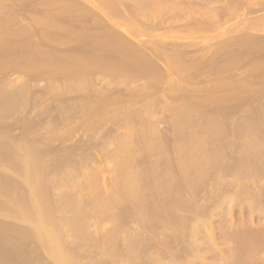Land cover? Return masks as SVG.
I'll use <instances>...</instances> for the list:
<instances>
[{
	"label": "rangeland",
	"instance_id": "1",
	"mask_svg": "<svg viewBox=\"0 0 264 264\" xmlns=\"http://www.w3.org/2000/svg\"><path fill=\"white\" fill-rule=\"evenodd\" d=\"M0 25V264H264V0H0Z\"/></svg>",
	"mask_w": 264,
	"mask_h": 264
},
{
	"label": "bare ground",
	"instance_id": "2",
	"mask_svg": "<svg viewBox=\"0 0 264 264\" xmlns=\"http://www.w3.org/2000/svg\"><path fill=\"white\" fill-rule=\"evenodd\" d=\"M248 1H249V0H248ZM103 4H104V3H103ZM120 12H121V11H120ZM96 15H97V14H96ZM118 19H119V17H118ZM128 19H129V18H128ZM56 21H57V20H56ZM56 21L54 22L55 25H56ZM58 21H59V20H58ZM94 21H95V20H94ZM118 21H119V20H118ZM121 21H122V20H121ZM131 21H132V20H131ZM129 22H130V21H129ZM52 23H53V22H52ZM95 23H96V21H95ZM130 23H131V22H130ZM132 23H133V22H132ZM46 24L50 26L51 23L48 24V22H47V23L44 24V25L46 26V30H47V28L49 29V26H47ZM53 25H54V24H53ZM93 25H94V24H93ZM131 25H132V24H131ZM135 25H136V24H135ZM0 26H1L0 29L3 30V32L0 33V34H1V37H0L1 40H3L5 37L10 38V36L8 37V34H9V33L11 34V32H12V31H11L12 28L10 27L11 29H7L8 31H7V30H6V31H7V32L10 31V32H9V33H5V35L2 36L3 33L5 32V28H8L9 25H6V26L0 25ZM2 26L5 27V28H2ZM7 26H8V27H7ZM97 26H98V25H97ZM51 27L53 28L52 25H51ZM54 27L57 28V26H54ZM58 27H59V26H58ZM92 27H93V26H92ZM22 28H23V27H22ZM27 28H28V27H27ZM52 28H51V29H52ZM68 28H69V27H68ZM82 28H83V27H82ZM79 29H81V28H79ZM133 29H134V28H133ZM135 29H136V28H135ZM16 30L18 31V30H20V28H19V29H15L14 32H17ZM24 30L26 31V27H24ZM28 30H29V29H28ZM49 30H50V29H49ZM49 30H47V31H49ZM52 30H53V29H52ZM52 30H51V31H52ZM54 30H55V28H54ZM57 30H58V29H57ZM60 30H61V28H60ZM71 30H74V29H71ZM77 30H78V29H77ZM81 30H82V29H81ZM81 30H80V31H81ZM97 30H98V29H97ZM99 30H100V29H99ZM101 30H102V29H101ZM58 31H59V30H58ZM63 31L65 32V30H63ZM69 31H70V30H69ZM75 31H76V29H75ZM135 31H136V30H135ZM137 31H138V30H137ZM23 32H24V31H23ZM52 32H53L52 34H54V35L57 34V33H55L54 31H52ZM70 32H71V31H70ZM84 32H85V31H84ZM84 32L81 31L80 34H81V33L83 34ZM25 33H26V32H25ZM25 33H23V37H22V39L24 38ZM77 33H78V32H77ZM77 33L74 32V34H76V35H77ZM87 33H88V32H87ZM99 33H101V32H99ZM6 34H7V35H6ZM10 34H9V35H10ZM16 34H17L18 37H17V36L15 37V34L13 33L12 35H14V38H12V39H16V41H17L18 44H19V43H21V42H20V39H19V38H20V37H19V34H20V33L17 32ZM52 34H51V35H52ZM60 34H61V33H60ZM62 34H63V32H62ZM70 34H71V33H70ZM72 34H73V33H72ZM74 34H73V36H75ZM82 34H81V35H82ZM89 34H91V33H89ZM94 34H95V33H94ZM12 35H11V36H12ZM26 35H27V34H26ZM54 35L52 36V38L55 37ZM57 35H59V34H57ZM57 35H56V36H57ZM66 35H67V33H66ZM84 35H87V34H84ZM92 35H93V34H92ZM96 35H97V34H96ZM98 35H99V34H98ZM101 35H102V34H100L98 37H99V38H102L103 35H102V36H101ZM71 36H72V35H71ZM77 36H78V35H77ZM77 36H76V37H77ZM88 36H89V35H88ZM88 36H86V38L83 39V41H84L85 43H86V41H88V40H86ZM3 37H4V38H3ZM12 37H13V36H12ZM58 37H59V36H58ZM67 37H68V35L66 36V38H62V39H65V40H66ZM95 37H96V36H95ZM7 38H5V39H7ZM17 38H18V40H17ZM25 38H26V37H25ZM29 38H30V37H29ZM48 38H50V37H48ZM70 38H71V37H70ZM77 38L79 39V38H81V37L79 36V37H77ZM77 38H76V39H77ZM88 38H89V37H88ZM119 38H120V37H119ZM128 38L131 39L130 37H128ZM5 39H4V40H5ZM27 39H28V38H27ZM78 39H77V43H78ZM94 39H95V38H94ZM94 39H93V40H94ZM102 39H103V38H102ZM102 39H101V40H102ZM4 40H3V42L0 41V45H1V42H2V44L4 43V44H7V45H5V46H4V44L2 45V46H4V47H6V48L4 49V48L2 47L3 49H0V50H1L0 53H5V51H4V52H2V51H3V50H6V51H7V48L9 47V46H8L9 44L7 43L8 41H5V42H4ZM8 40H9V39H8ZM29 40H30V39H29ZM49 40H50V39H48V41H49ZM55 40L58 41L57 38H56ZM74 40H75V39H74ZM74 40L72 39V41H74ZM85 40H86V41H85ZM89 40L91 41V38H90ZM127 40H128V39H127ZM10 41H13V43L11 42L12 45H14V44L16 45V41H15V40H10ZM10 41H9V42H10ZM14 41H15V42H14ZM25 41H26V39H25V40L23 39L22 43H24ZM30 41H31V40H30ZM62 41H63V40H62ZM81 41H82V40H81ZM81 41H80V39H79V42H81ZM83 41H82V42H83ZM123 41L125 42V40H123ZM123 41H122V42H123ZM129 41H130V40H129ZM26 42H27V41H26ZM51 42H52V41H51ZM63 42H64V41H63ZM63 42H62V44H63ZM70 42H71V40H70ZM70 42H69V44H70ZM82 42H81V43H82ZM88 42H89V41H88ZM30 43H34V42L31 41V42L28 43V45H27V44L25 45V43L22 44V45H23V46H29V45H31ZM47 43H48V42H47ZM64 43H65V42H64ZM72 43H73V42H72ZM81 43H79L80 46H81ZM92 43L94 44L95 42H92ZM92 43H89V44H88L89 47H91L90 44H92ZM101 43H103V42H101ZM111 43H112V42H111ZM120 43H121V42H120ZM34 44H36V43H34ZM34 44H33V46H34ZM65 44H66V43H65ZM74 44L76 45L75 42H74ZM79 44H77L76 46H78ZM93 44H92V45H93ZM122 44H123V43H122ZM126 44H127V43H126ZM36 45H37V44H36ZM48 45H49V44H48ZM66 45H68V44H66ZM82 45H84V44H82ZM86 45H87V44H86ZM88 45H87V47H88ZM111 45L113 46V44H111ZM111 45H110V46H111ZM129 45H130V44H129ZM20 46H21V44H20ZM69 46H71V45H69ZM80 46H79V47H80ZM96 46H97V43H96ZM99 46H100V45H99ZM17 47H18V46H17ZM67 47H68V46H67ZM71 47H72V46H71ZM79 47H78V49H81V48H82V47H81V48H79ZM84 47H85V46H83V48H84ZM87 47H86V49H87ZM89 47H88V49H89ZM94 47H95V45H94ZM97 47H98V46H97ZM118 47H121V46H118ZM118 47H117V48H118ZM126 47H127V46H126ZM126 47H125V49H126ZM10 48H12V50H13L14 48H16V46L13 47V46H11V44H10ZM68 48H69V47H68ZM75 48H76V47H75ZM75 48H73V49L75 50ZM83 48H82V49H83ZM98 48H99V47H98ZM128 48H129V47H127V49H128ZM70 49H71V48H70ZM73 49H72V50H73ZM84 49H85V48H84ZM94 49H95V48H94ZM101 49H104V48H101ZM109 49H112V48H111V47H108V50H109ZM132 49L134 50V48H132ZM140 49H141V48H140ZM12 50H11V51H12ZM92 50H93V49L91 48V51H92ZM96 50H97V49H96ZM99 50H100V48H99ZM120 50H122V49L120 48ZM93 51H94V50H93ZM100 51H101V50H100ZM110 51H111V50H110ZM127 51H129V50H127ZM127 51H126V52H127ZM131 51H132V50H131ZM131 51H130L129 54L132 53ZM8 52H10V51H9V48H8ZM8 52H7V53H8ZM16 52H17V51H16ZM97 52H98V51H97ZM101 52H102V51H101ZM119 52H120V51H119ZM122 52H125V51L123 50ZM122 52H121V53H122ZM136 52H137V51H136ZM152 52H153V51H152ZM154 52L156 53V51H154ZM7 53H6V54H7ZM22 53H24V52H21V53L19 52V54H22ZM103 53H104V52H103ZM107 53H108V52H107ZM121 53H120V54H121ZM140 53L142 54L143 52L141 51ZM155 53H154V54H155ZM19 54H17V55L19 56ZM38 54H39V52H38ZM118 54H119V53H118ZM118 54H117V55H118ZM127 54H128V53H127ZM127 54H126V55H127ZM23 55H24V54H23ZM117 55H114V56L116 57ZM15 56H16V55H15ZM123 56H124L123 54H121L120 56H118V60L120 59L119 57H121V59H123ZM129 56H130V55H129ZM131 56L133 57V56H135V55H131ZM40 57H41V56H40ZM124 57L126 58V56H124ZM99 58H100V57H99ZM127 58L129 59V57H127ZM134 58H135V57H133V59H134ZM97 59H98V58H97ZM105 59H106V58H105ZM107 59H108V58H107ZM116 59H117V58H116ZM121 59H120V60H121ZM133 59H131V57H130V60H133ZM135 59H136V58H135ZM41 60H42V59H41ZM48 60H49V59H46L47 62H48ZM87 60H88V59H87ZM89 60H92V59H89ZM108 60H109V59H108ZM114 60H115V58L112 59V61H114ZM123 60H126V59H123ZM130 60H129V61H130ZM138 60H139V59H138ZM97 61H99V60H97ZM103 61H104V60H103ZM116 61H117V60H116ZM116 61H114V62H116ZM121 61H122V60H121ZM129 61H128V63H129ZM133 61H135V62H134V66H135V67H136L137 65H138V66L141 65V63H140V65H139L138 63H136V60H133ZM133 61H132V63H133ZM49 62H50V61H49ZM89 62H90V61H89ZM91 62L94 63V61H91ZM110 62H111V61H110ZM45 63H46V62H45ZM95 63H97V62L95 61ZM95 63H94V65H96ZM111 63H112V62H111ZM116 63H117V62H116ZM116 63H115V64H116ZM119 63H120V62H119ZM122 63H123V62H122ZM122 63H121V64H122ZM125 63H126V62H125ZM132 63L130 64V66L132 65ZM88 64H89V63H88ZM97 64H99V62H98ZM104 64H105V63H104ZM123 64H124V63H123ZM123 64H122V66H123ZM44 65H45V64H44ZM46 65H47V63H46ZM48 65H49V64H48ZM112 65L114 66V63H112ZM119 65H120V64H119ZM119 65H118V66H119ZM126 65H127V63H126ZM105 66H107V64H106ZM124 66H125V65H124ZM128 66H129V64H128ZM109 67H110V64H109ZM116 67H117V65H116ZM126 67H127V66H126ZM142 67H144V66H142ZM111 68H112V66H111ZM119 68H120V67H119ZM123 68H125V67H123ZM132 68H133V67H132ZM139 68L141 69V67H139ZM144 68H145V67H144ZM121 69H122V68H121ZM121 69H120V70H121ZM128 69H129V67H128ZM128 69H127V72L129 71ZM133 69H134V68H133ZM133 69H131L132 72H133ZM137 69H138V67H137ZM137 69H136V70H137ZM145 69H146V68H145ZM122 70H123V69H122ZM122 70H121V71H122ZM125 70H126V69H125ZM125 70H124V71H125ZM138 70H139V69H138ZM138 70H137V71H138ZM141 71L143 72V70H141ZM142 72H141V73H142ZM134 73H135V72H134ZM141 73H140V74H141ZM131 74H133V73H131ZM135 74H136V73H135ZM137 75H138V74H137ZM137 75H136V77H139V76H137ZM134 77H135V76H134ZM134 77H133V78H134ZM1 94H2V93H1ZM1 96L3 97V95H1ZM1 96H0V97H1ZM2 97H1V98H2ZM4 97H6V95H5ZM91 112H92V111H91ZM89 113H90V111L88 110V111H87V114H89ZM88 116H89V115H88ZM90 117H91V116H90ZM88 118H89V117H88ZM0 151H1V150H0ZM127 151H129V154H127V152H126V154H127L128 156H126V154H125V157H126L127 159H128V158H132V157H130V154H131L132 150H127ZM130 151H131V152H130ZM123 152H124V150L122 151V153H123ZM0 153H2V152H0ZM122 153H121V150H120V155H121ZM8 156H9V155H8ZM123 156H124V155H123ZM131 156H133V154H132ZM123 158H124V157H123ZM126 158H124V159H126ZM120 159H122V156L120 157ZM127 159H126V160H127ZM10 160H12V159H11V156H10ZM122 161H123L124 164L127 162V161L121 160V162L119 163V165L122 163ZM128 162H130V159H128ZM128 162H127V163H128ZM124 164H123V165H124ZM123 165L121 164L120 167H122ZM126 165H127V166H130V168H132L131 166H132L133 164H132V165L125 164V165L123 166L124 168H128V169H130L129 167H125ZM123 167H122V168H123ZM122 168H121V169H122ZM128 169H127V170H128ZM123 170L126 171V169H123ZM128 171H129V170H128ZM121 172H122V171H121ZM129 172H130L131 174H134V173H135V172H131V171H129ZM130 173H129L128 175H131ZM122 174H124V173H121V176L123 177ZM125 174H126V172H125ZM125 174H124V175H125ZM128 175H127V176H128ZM137 175H138V173H137ZM137 175H136L135 177L138 179ZM138 176H139V175H138ZM128 177H129V176H128ZM131 177H133V175H132ZM131 177H130V178H131ZM136 178H132V180L134 179L135 184H134V181H132V180H130V179H129V181H128V180H125V179H126V175L124 176L123 180H122V179H121V180H122L123 182H124V180H125V181H128L127 183H129V185L131 184L130 182L132 181V183H133L135 186L137 185L136 187H138V185H140V183L136 184V182L139 181V180L136 181ZM139 179L141 180L142 178H139ZM34 180H35V179H34ZM34 180H30L29 182H31V181L33 182ZM168 180H169V179H167V181H168ZM37 181H38V180H37ZM37 181H36V182H37ZM167 181H166V182H167ZM34 182H35V181H34ZM34 182H33V183H34ZM38 182H39V181H38ZM143 182H144V181H143ZM160 182H162V180H161ZM164 182H165V181H164ZM33 183H32V184H33ZM121 183H122V182H121ZM30 184H31V183H30ZM34 184H37V183H34ZM122 184H123V183H122ZM162 184H163V183H162ZM167 184H168V183H167ZM167 184H166V185H167ZM124 185L126 186L127 184H124ZM124 185H122V186H124ZM129 185H128V187H129ZM170 185H172V184H170ZM37 186H38V185H37ZM37 186H36V187H35V186H32V187H33V188L35 187L36 189H38ZM131 186H132V185H131ZM135 186H132L131 188L134 187L133 189H135ZM140 186H141V185H140ZM163 186H164V185H163ZM128 187H124V188H125V189L127 188L126 190H128V189L132 190L130 187H129V188H128ZM167 187H168V186H167ZM122 188H123V187H122ZM124 188H123V189H124ZM125 189H124V190H125ZM138 189H139V188H138ZM138 189H135V190L137 191V193H135V194H137V195H138V192H139ZM31 190H32V188H31ZM34 191H36V190L34 189ZM37 191H38V190H37ZM40 191H41V190H39L38 192L40 193ZM136 191H135V192H136ZM38 192H34L33 198L36 196L35 193H38ZM41 192H42V191H41ZM133 192H134V190H133ZM142 192H144V191H142ZM142 192H141V193H142ZM39 193H38V195L41 194V193H40V194H39ZM139 193H140V192H139ZM141 193H140V194H141ZM29 196H30V195H29ZM29 196H28V197H29ZM42 196H43V195H42ZM142 196L144 197L143 194H142ZM21 197H22V196H21ZM23 197H24V195H23ZM25 197H26V196H25ZM28 197H27V199H28ZM30 197H31V196H30ZM30 197H29V199H30ZM43 197H44V196H43ZM43 197H42V198H43ZM132 197H133V195H132ZM136 197H138V196H136ZM139 197H140V196H139ZM139 197H138V198H139ZM14 198H15V197H14ZM14 198H13V200H14ZM36 198H37V196H36ZM38 198L40 199L41 203H40L39 200H36V199H35V201H38L37 203H38V204L40 203V204H42V206H43V203H45V202H43V200H41L42 198H41L40 196H38ZM38 198H37V199H38ZM138 198H137V199H138ZM133 199H135V198H133ZM140 199H141V198H140ZM144 200H145V199H144ZM144 200H143V201H144ZM32 201H33V199H31V202H29V201H28V202H29V203H32ZM44 201H45V200H44ZM138 201H139V200H138ZM140 201H141V200H140ZM42 202H43V203H42ZM141 202H142V201H141ZM141 202H140V204H141ZM33 203H34V202H33ZM33 203H32V204H33ZM37 203H36V204H37ZM138 203H139V202H138ZM164 203H166V202H164ZM164 203H163V204H164ZM24 204L27 205L25 202H24ZM40 204H39V205H40ZM144 204H145V203H144ZM144 204H142V205H144ZM158 204H159V203H158ZM163 204H162V205H163ZM25 205H24V206H25ZM146 205H147V204H146ZM167 205H169V204L167 203ZM167 205L165 206L166 208H167ZM31 206H32V205H31ZM34 206H35V205H34ZM40 206H41V205H40ZM42 206H41L39 209H41ZM137 206H138V205H137ZM157 206H158V205H157ZM170 206H171V205H170ZM28 207H29V204H28ZM36 207H37V206H36ZM36 207H34V209H36ZM138 207H139V206H138ZM144 207H145V206H144ZM147 207H148V206H147ZM150 207H151V206H150ZM155 207H156V206H154V209H152V211L156 209ZM158 207H159V206H158ZM162 207H163V206H162ZM168 207H169V206H168ZM171 207H173V206H171ZM139 208H141V206H140ZM139 208H138V209H139ZM145 208H146V207H145ZM145 208L142 207L141 209H145ZM25 209H26V208H25ZM29 209H30V208H29ZM146 209H147V208H146ZM160 209H162V208H160ZM168 209H169V208H168ZM32 210H33V207H32ZM37 210H38V207H37V209H36V214L32 213V212H34V210L31 212V213L33 214L32 216L36 215V216H34L33 220H35V219L37 218V216H38V215H37ZM43 210H44V209H43ZM43 210L41 209L40 211H42V212H45V211H46V210H45V211H43ZM150 210H151V209L149 208V212H150V213H148V211H147L148 214H151V211H150ZM156 210H157V209H156ZM158 210H159V209H158ZM40 211H38V212H40ZM143 211H146V210H143ZM143 211H142V212H143ZM160 211H161V210H160ZM160 211H159V213H157V214H160ZM46 212H47V211H46ZM140 212H141V211H140ZM142 212H141V214H144V213H145V212H144V213H142ZM154 212H155V211H154ZM157 212H158V211H157ZM162 212H167V211H162ZM162 212H161V213H162ZM168 212H169V211H168ZM103 213H105V212H103ZM38 214H39V213H38ZM152 214H153V212H152ZM165 214H166V213H165ZM44 215H45V214H44ZM106 215H107V214H106ZM111 215H112V214H111ZM154 215H155V213H154ZM154 215H153V216H154ZM166 215H168V214H166ZM42 216H43L42 214H39V217L42 219V221H41V219H40V221H41V222H44L43 220H45V217H44V216L42 217ZM104 216H105V215H104ZM141 216H142V215H141ZM143 216H144V215H143ZM148 216H149V215H148ZM159 216H160V215H159ZM39 217H38V218H39ZM38 218H37V220H39ZM77 218H79V217H76L75 219L77 220ZM81 218H82V217H81ZM81 218H80V219H81ZM110 218H111V217H110ZM110 218H108V216H107V220H110ZM161 218H162V217H161ZM166 218H167V217H166ZM111 219H113V216H112ZM114 219H115V217H114ZM37 220H35L36 229H40L41 227H40V228H38V227L41 226V225H45L46 227L48 226V224H46L47 222H44L43 224H41V223L36 222ZM76 220H75V224H78L77 221H78L79 219H78L77 221H76ZM79 221H80V222H79ZM79 221H78V222H79V226H82V225H80V224H83V222H84V218H83V222H82V219L79 220ZM149 221H150V220H149ZM70 222H71V221H70ZM81 222H82V223H81ZM169 222H170V220H169ZM36 223H38V225H39V224H41V225L38 226ZM72 224L74 225L73 221H72ZM84 224H85V223H84ZM51 226H53V225H51ZM55 226H56V225H55ZM74 226H75V225H74ZM77 226H78V225H77ZM77 226H75V227H77ZM79 226H78V227H79ZM85 226H86V225H85ZM46 227H45V231L47 230ZM49 227H50V225H49ZM49 227H48V228H49ZM83 227H84V226H83ZM51 228H52V227H51ZM56 228H57V227H56ZM56 228H55V229L52 228L53 230H52V229H50V230L48 229V232H50V231L52 230V231H54V232H53V235H55V234H56V233H55V232H56V231H55ZM10 229H11V228H10ZM10 229H8V230H10ZM76 229H77V228H76ZM80 229L82 230L81 227H80ZM4 230H5V229H4ZM4 230H2V231H4ZM78 230H79V229H78ZM78 230H77V231H78ZM84 230H85V227H84ZM10 231L12 232L13 230H10ZM34 231L36 232V230H34ZM34 231H33V232H34ZM38 231L41 232V231H43V230L40 229V230H38ZM38 231H37V232H38ZM52 231H51V232H52ZM82 231H83V230H82ZM82 231H81V232H82ZM4 232H5V231H4ZM30 232H31V231H30ZM40 232H39V235H40V234L42 235V232H41V233H40ZM46 232H47V231H46ZM48 232H47V233H48ZM79 232H80V231H79ZM81 232H80L79 234H81ZM1 233H2V232H1ZM24 233H25V232H24ZM24 233H23V234H24ZM7 234H8V233H7ZM9 234H10V233H9ZM26 234H31V233L28 232V233H26ZM43 234H44V233H43ZM48 234L51 235L50 233H48ZM77 234H78V232H77ZM82 234L84 235V233H82ZM41 235H40V236H41ZM44 235H46V234H44ZM44 235H43V238H45V240H46V241H44V242L49 243L50 240L48 241L47 237H45ZM53 235H51V236L53 237ZM12 236H13V235H12ZM32 236H33V234H32ZM36 236H37V237H36ZM0 237H1V236H0ZM26 237H29V236H26ZM30 237H31V236H30ZM35 237H36L37 239L40 238L36 233H35ZM55 237H56V240H58V239H57L58 237H57V236H55ZM36 238H35V239H36ZM2 239H3V238H2ZM4 239H5V238H4ZM9 239H10V238H9ZM37 239H36V241H38ZM40 239H42V237H41ZM6 240H7V239H6ZM6 240H4V241L7 242L8 240H7V241H6ZM13 240H14V239H13ZM13 240H12V242H13ZM43 240H44V239H42L41 241L39 240L38 242H39V243L41 242V245H43V244H42ZM53 240H55V239L53 238ZM19 241H21V240H19ZM19 241H18V242H19ZM24 241H25V240H24ZM22 242H23V241H22ZM58 242H59V240H58ZM10 243H11V242H10ZM10 243H9V246H10ZM14 243H15V242H14ZM14 243H13V244H14ZM50 243H52V242H50ZM6 244H7V243H6ZM6 244H4V245L6 246ZM20 244H21V243H20ZM20 244H18V245H20ZM115 244H116V242H115ZM56 245H57V243H56ZM5 246H4V247H5ZM9 246H8V247H9ZM21 246H22V245H21ZM46 246L49 247V244H47ZM13 247H14V246H13ZM15 247H16V245H15ZM18 247H19V246H18ZM23 247H24V246H23ZM50 247H51V246H50ZM52 247H54V245H52ZM56 247H57V246H55L54 249H55ZM1 248H2V247H1ZM9 248H10V247H9ZM7 249H8V248H7ZM13 249H14V248H13ZM13 249H12V250H13ZM16 249H17V248H16ZM19 249L21 250V247H20ZM52 249H53V248H52ZM56 250H57V249H56ZM56 250H55V251H56ZM110 250H111V249H110ZM18 251H19V250H18ZM24 251H25V250L23 249V252H24ZM5 252H6V251H5ZM5 252H3V253H5ZM26 252H27V251H26ZM56 252H57V251H56ZM0 253H1V252H0ZM51 253H52V250H51ZM58 253H59V252H57L56 255H58ZM6 254H7V253H6ZM22 254H23V253H22ZM22 254L20 253V255H22ZM52 254H53V253H52ZM52 254H51V255H52ZM18 255H19V254H18ZM2 256H3V255H2ZM52 256H54V254H53ZM58 256H59V255H58ZM9 257H10V256L8 255V258H9ZM1 258H2V257H1ZM4 258H5V256H4ZM15 258H16V257H15ZM15 258H14V259H15ZM57 258H58V257H57ZM10 259H11V257H10ZM10 259H8V260H10ZM59 259H60V260H59ZM61 260H62L61 258H58V259H57L58 262H60ZM64 261H65V260H64ZM5 262H6V261H5ZM7 262H8V261H7ZM71 262L74 264V262H73L72 260H71ZM9 263H10V262H9ZM64 263L66 264L67 262H66V261H65V262H60V264H64ZM72 263H71V264H72ZM15 264H16V263H15ZM17 264H18V263H17ZM68 264H70V263H68Z\"/></svg>",
	"mask_w": 264,
	"mask_h": 264
}]
</instances>
